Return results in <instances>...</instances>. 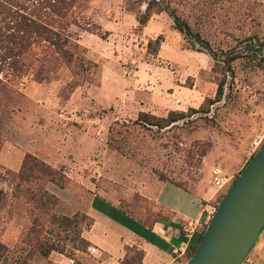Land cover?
I'll return each mask as SVG.
<instances>
[{"label":"rangeland","instance_id":"374dc122","mask_svg":"<svg viewBox=\"0 0 264 264\" xmlns=\"http://www.w3.org/2000/svg\"><path fill=\"white\" fill-rule=\"evenodd\" d=\"M146 1L78 0L65 20L76 48L68 62L50 57L41 81L38 65L12 75L0 63V78L7 74L0 88V242L9 251L7 264H103L106 255L46 222L51 214L79 213L75 198L84 186L96 190L95 206L112 212L105 193H114L149 218L148 199L178 203L192 195L173 185L191 192L201 183L217 191L214 212L264 144V0H160L213 56L202 44L191 48L166 11L154 10L140 27ZM230 56L236 59L227 63ZM220 82L222 100L208 107ZM170 111L186 117L162 130L139 122L142 113L163 118ZM27 155L62 173L64 188L30 160L22 166ZM215 176L229 181L218 190ZM32 227L38 236L29 240ZM48 241H60L65 253L42 257L36 245ZM125 251L120 264H137L140 252ZM243 264H264V228Z\"/></svg>","mask_w":264,"mask_h":264},{"label":"trees","instance_id":"16d2710c","mask_svg":"<svg viewBox=\"0 0 264 264\" xmlns=\"http://www.w3.org/2000/svg\"><path fill=\"white\" fill-rule=\"evenodd\" d=\"M77 2L78 0H0V63L6 64L7 69L12 75L21 73L27 66L38 65L39 68L35 74V78L36 81H41L43 80L41 76L43 67L46 62H50V57L57 62L70 61V57L72 56L70 48H76V46L73 45L66 34L67 28L65 20L69 12L75 8ZM160 2V0L145 2L144 12L140 13L137 17L138 25L144 27L150 20L154 10L158 13L166 11L172 18L174 30L183 37L184 41H186L191 48H195L197 44H202L205 46L204 49L206 53L213 56L214 53L211 51L209 45L206 44L207 42L202 39L201 35L198 32H194L191 26L185 20L181 19L174 10H169L168 8L164 10ZM161 42V37H158L154 41V44L156 47H159ZM152 44L153 41H149L148 48H151ZM153 51L156 52V48ZM234 59H236V56H230L226 62H231ZM260 60L264 61L262 58ZM6 77L7 74L2 72L0 88L2 86V79ZM223 91L224 83L220 82L214 100L209 101L207 106L210 107L214 103L220 102L223 97ZM191 111L193 113L199 112V110ZM185 117L184 112L180 111H170L168 115L163 118H155L142 113L139 116V122L143 127L147 125L162 130ZM254 154L250 156L247 163ZM29 160L33 164L35 170L48 177L49 182L60 188H64L66 178L62 173L28 155L23 159L22 166L25 167ZM175 186L181 188L178 185ZM42 197L46 198L50 205H55L57 202L56 197L47 192H43ZM46 222L51 226H57L64 231L72 232L78 240L85 243L92 251L98 252L95 246L82 237V232L84 230L89 231L94 223L93 219L89 216L83 213H76L72 217L51 214L47 217ZM206 225L202 228L196 241L189 245L184 254V258L186 256L190 258L194 253ZM37 232L38 230L32 227L28 230L26 236L30 240L38 236ZM36 248L39 254L46 258L52 252L58 254L65 253V246L60 241L39 242ZM128 248L129 247H126V249ZM139 252L140 257L137 264H140L143 256L142 252ZM8 259L9 251L7 247L0 242V264H7Z\"/></svg>","mask_w":264,"mask_h":264},{"label":"crops","instance_id":"0c3cea01","mask_svg":"<svg viewBox=\"0 0 264 264\" xmlns=\"http://www.w3.org/2000/svg\"><path fill=\"white\" fill-rule=\"evenodd\" d=\"M173 186L192 197H184L178 203H163L147 198L153 204L149 218H146L143 209L121 204L114 193H105L114 203L112 212L95 206L96 190L84 186V194L75 198L81 201L83 209L75 210L93 219L91 229L83 236L96 247L98 253L107 256L108 261L103 264H120L126 247L142 252L140 264L183 263L187 248L196 241L212 215V200L217 191L201 183L191 192ZM113 212L121 213V218L115 217ZM94 227L98 230L94 231Z\"/></svg>","mask_w":264,"mask_h":264},{"label":"water","instance_id":"95a60500","mask_svg":"<svg viewBox=\"0 0 264 264\" xmlns=\"http://www.w3.org/2000/svg\"><path fill=\"white\" fill-rule=\"evenodd\" d=\"M263 228L264 145L221 197L185 264H243Z\"/></svg>","mask_w":264,"mask_h":264},{"label":"built area","instance_id":"2783aa9c","mask_svg":"<svg viewBox=\"0 0 264 264\" xmlns=\"http://www.w3.org/2000/svg\"><path fill=\"white\" fill-rule=\"evenodd\" d=\"M228 181L229 180L227 178L222 177V176H219V177L215 176L214 177V183H215L216 187L218 188V190H220L221 188H223L224 185L226 183H228ZM180 252H182V250H180ZM182 253H184V251Z\"/></svg>","mask_w":264,"mask_h":264}]
</instances>
